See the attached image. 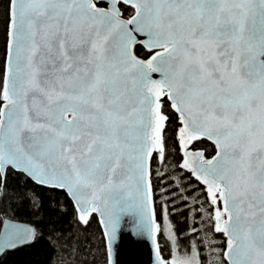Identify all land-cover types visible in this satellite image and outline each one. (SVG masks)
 I'll use <instances>...</instances> for the list:
<instances>
[{"label": "snow or ice", "instance_id": "1", "mask_svg": "<svg viewBox=\"0 0 264 264\" xmlns=\"http://www.w3.org/2000/svg\"><path fill=\"white\" fill-rule=\"evenodd\" d=\"M178 169L187 243L154 201ZM12 174L98 218L107 264L126 214L156 264H264V0H0V192Z\"/></svg>", "mask_w": 264, "mask_h": 264}, {"label": "trees", "instance_id": "2", "mask_svg": "<svg viewBox=\"0 0 264 264\" xmlns=\"http://www.w3.org/2000/svg\"><path fill=\"white\" fill-rule=\"evenodd\" d=\"M209 148L213 146L205 142ZM175 152L170 161L179 162L181 154L178 145L173 144ZM183 178L189 198L183 201L176 188L175 179ZM191 180V183L188 181ZM159 184V188L155 185ZM197 182L183 169L173 171L165 181H154V200L159 209L161 204H168V217L171 220L178 238L187 243L184 234L193 226L202 227L204 221L191 210L192 196L196 193L191 189ZM203 187V186H199ZM165 188L168 191L165 192ZM32 189L40 193L39 206L33 202ZM199 190V189H198ZM189 193H191L189 195ZM27 194V198L25 196ZM64 197L63 193L49 191L33 185L25 184L22 176L12 174L7 181L6 191L0 192V227L5 217H13L33 223L39 233L38 238L30 243L5 251L0 256V264H107L105 237L98 218H93L88 226L78 225L74 220L71 201L64 197L66 211L54 207ZM173 198L174 203H173ZM204 199L203 196L200 197ZM158 213V223L162 224ZM222 239V234H217ZM159 243L166 254L169 248L168 239L162 232Z\"/></svg>", "mask_w": 264, "mask_h": 264}, {"label": "water", "instance_id": "3", "mask_svg": "<svg viewBox=\"0 0 264 264\" xmlns=\"http://www.w3.org/2000/svg\"><path fill=\"white\" fill-rule=\"evenodd\" d=\"M136 219L131 214H126L122 218V230L111 256L112 264H156L155 247L151 238L147 234L141 236L134 234ZM100 225L103 231V225L101 223ZM25 228L36 229L35 225L29 221L13 217L3 219L0 227V245H3L4 248L0 251V256L5 251L13 249L9 247L13 242L19 243V246L26 244L17 240V234L22 236ZM157 239L159 241V235Z\"/></svg>", "mask_w": 264, "mask_h": 264}, {"label": "rangeland", "instance_id": "4", "mask_svg": "<svg viewBox=\"0 0 264 264\" xmlns=\"http://www.w3.org/2000/svg\"><path fill=\"white\" fill-rule=\"evenodd\" d=\"M168 222H170V219H169V217H168ZM170 223H172V222H170ZM162 227H163V220H162ZM172 225V224H171ZM172 228H173V226H172ZM165 236L167 237V235L165 234ZM168 244H169V241H168Z\"/></svg>", "mask_w": 264, "mask_h": 264}, {"label": "flooded vegetation", "instance_id": "5", "mask_svg": "<svg viewBox=\"0 0 264 264\" xmlns=\"http://www.w3.org/2000/svg\"><path fill=\"white\" fill-rule=\"evenodd\" d=\"M170 222H171V220H170ZM172 224V223H171ZM172 226H173V224H172ZM173 231H175V229H174V226H173ZM169 241V240H168ZM169 247H170V241H169Z\"/></svg>", "mask_w": 264, "mask_h": 264}]
</instances>
